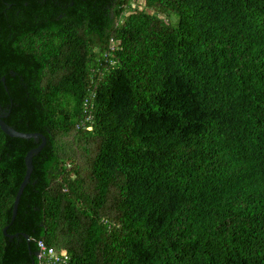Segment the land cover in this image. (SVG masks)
I'll return each mask as SVG.
<instances>
[{
    "label": "trees",
    "instance_id": "obj_1",
    "mask_svg": "<svg viewBox=\"0 0 264 264\" xmlns=\"http://www.w3.org/2000/svg\"><path fill=\"white\" fill-rule=\"evenodd\" d=\"M0 106V264H264V0H0Z\"/></svg>",
    "mask_w": 264,
    "mask_h": 264
},
{
    "label": "water",
    "instance_id": "obj_2",
    "mask_svg": "<svg viewBox=\"0 0 264 264\" xmlns=\"http://www.w3.org/2000/svg\"><path fill=\"white\" fill-rule=\"evenodd\" d=\"M0 110H1V106H0ZM4 118L5 117L0 113V128L2 129V131L6 135H8L9 137H12V138H19V139H25V140L33 139V140L36 141L37 144H40V146L38 148L31 150L27 154L26 159H25L27 172H26L25 179H24V181H23V183H22V185H21V187L19 189L18 195H17L15 203H14L12 221H15V219L17 217V214H18V208H19L21 197L23 195V192H24L25 188L30 183L31 176H32V173H33V170H34L33 159H34L35 156L39 155V153L46 146V138L43 135L38 134V133L27 134V133L18 132L17 130H15L14 128L9 126L4 121ZM7 230L8 229L5 230V233H7ZM26 238H28V237L26 236ZM36 256H37V254H36Z\"/></svg>",
    "mask_w": 264,
    "mask_h": 264
},
{
    "label": "built area",
    "instance_id": "obj_3",
    "mask_svg": "<svg viewBox=\"0 0 264 264\" xmlns=\"http://www.w3.org/2000/svg\"><path fill=\"white\" fill-rule=\"evenodd\" d=\"M37 246L38 264H71V258L67 252H58L44 241H39Z\"/></svg>",
    "mask_w": 264,
    "mask_h": 264
}]
</instances>
